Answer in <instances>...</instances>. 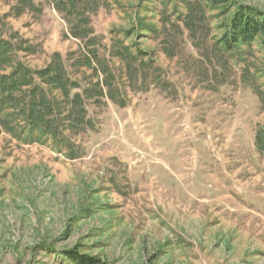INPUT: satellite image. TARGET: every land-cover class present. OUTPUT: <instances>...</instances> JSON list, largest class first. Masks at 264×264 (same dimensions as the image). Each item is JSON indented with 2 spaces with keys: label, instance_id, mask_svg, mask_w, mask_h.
I'll return each mask as SVG.
<instances>
[{
  "label": "rangeland",
  "instance_id": "374dc122",
  "mask_svg": "<svg viewBox=\"0 0 264 264\" xmlns=\"http://www.w3.org/2000/svg\"><path fill=\"white\" fill-rule=\"evenodd\" d=\"M104 1L91 25L117 102L87 101L74 157L0 124V264H74L76 249L106 264H264V47L223 48L208 0ZM16 5L0 0L13 64L41 70L58 52L72 79L96 77L75 66L83 42L51 0ZM121 41L143 51L139 74Z\"/></svg>",
  "mask_w": 264,
  "mask_h": 264
},
{
  "label": "trees",
  "instance_id": "16d2710c",
  "mask_svg": "<svg viewBox=\"0 0 264 264\" xmlns=\"http://www.w3.org/2000/svg\"><path fill=\"white\" fill-rule=\"evenodd\" d=\"M21 11L36 9V0H16ZM55 9L64 14L72 37L83 42L80 48L83 67L95 73L87 84L72 79L62 54L56 52L49 65L33 70L25 63H12V44L0 39V124L11 136L23 138L25 142L39 140L54 141L55 147L71 152L73 141L68 133L81 134L90 130L92 121L88 116L87 101L100 103L105 90L113 102L116 78L109 65L104 63L98 48L99 38L91 25V14L96 12L104 0H51ZM225 14L224 32L218 42L228 52L236 48L258 43L264 47V10L242 3L239 0H208ZM15 7V8H16ZM129 34V32L127 33ZM120 56L129 64L130 71L142 72L137 65L141 50L134 45L119 42ZM122 43V44H121ZM79 60L80 57L78 58ZM11 67L8 73L1 69ZM100 74L103 76L100 79ZM103 80V81H102ZM113 90V92H112ZM74 264H106L78 250L63 255Z\"/></svg>",
  "mask_w": 264,
  "mask_h": 264
}]
</instances>
